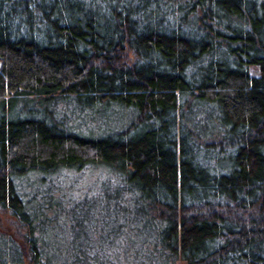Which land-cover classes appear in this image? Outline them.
<instances>
[{
	"label": "trees",
	"instance_id": "trees-1",
	"mask_svg": "<svg viewBox=\"0 0 264 264\" xmlns=\"http://www.w3.org/2000/svg\"><path fill=\"white\" fill-rule=\"evenodd\" d=\"M0 211V264H264V0H0Z\"/></svg>",
	"mask_w": 264,
	"mask_h": 264
},
{
	"label": "rangeland",
	"instance_id": "rangeland-1",
	"mask_svg": "<svg viewBox=\"0 0 264 264\" xmlns=\"http://www.w3.org/2000/svg\"><path fill=\"white\" fill-rule=\"evenodd\" d=\"M83 175V177L77 178L76 181H71L68 183V185L71 186V188H69V192H74L75 195L78 196V194H82L87 190H100V181H98L96 178L98 176V173H95L93 171H87ZM11 221L12 219L7 214L0 211V225L2 227H10L12 225L10 224Z\"/></svg>",
	"mask_w": 264,
	"mask_h": 264
}]
</instances>
